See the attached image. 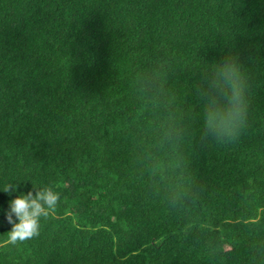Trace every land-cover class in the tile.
<instances>
[{
  "label": "trees",
  "instance_id": "1",
  "mask_svg": "<svg viewBox=\"0 0 264 264\" xmlns=\"http://www.w3.org/2000/svg\"><path fill=\"white\" fill-rule=\"evenodd\" d=\"M10 183L0 264H264V0H0Z\"/></svg>",
  "mask_w": 264,
  "mask_h": 264
},
{
  "label": "clouds",
  "instance_id": "2",
  "mask_svg": "<svg viewBox=\"0 0 264 264\" xmlns=\"http://www.w3.org/2000/svg\"><path fill=\"white\" fill-rule=\"evenodd\" d=\"M231 65H226L224 72H234ZM0 191L12 195L17 192V185L10 183L0 188ZM59 200V193L51 187L21 192L8 201V210L5 218L11 225L10 231L6 233L7 240L11 243L23 241L36 234L41 217H47L51 211L55 210ZM13 216L15 220H13Z\"/></svg>",
  "mask_w": 264,
  "mask_h": 264
}]
</instances>
